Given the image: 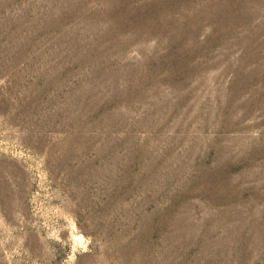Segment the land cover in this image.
Masks as SVG:
<instances>
[{
    "label": "rangeland",
    "instance_id": "obj_1",
    "mask_svg": "<svg viewBox=\"0 0 264 264\" xmlns=\"http://www.w3.org/2000/svg\"><path fill=\"white\" fill-rule=\"evenodd\" d=\"M0 264H264V0H0Z\"/></svg>",
    "mask_w": 264,
    "mask_h": 264
}]
</instances>
